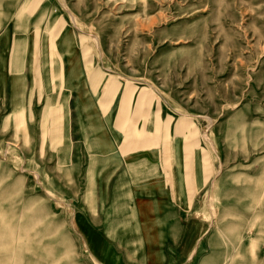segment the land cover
I'll use <instances>...</instances> for the list:
<instances>
[{
  "label": "rangeland",
  "instance_id": "rangeland-1",
  "mask_svg": "<svg viewBox=\"0 0 264 264\" xmlns=\"http://www.w3.org/2000/svg\"><path fill=\"white\" fill-rule=\"evenodd\" d=\"M0 264H264V0H0Z\"/></svg>",
  "mask_w": 264,
  "mask_h": 264
},
{
  "label": "crops",
  "instance_id": "crops-1",
  "mask_svg": "<svg viewBox=\"0 0 264 264\" xmlns=\"http://www.w3.org/2000/svg\"><path fill=\"white\" fill-rule=\"evenodd\" d=\"M94 69H96V68H94ZM88 78L90 79L91 89L92 88H98V93L101 94L100 93V90H101V88L102 89L104 88L105 82H106V81L103 82L101 73L98 72V71H92V74L90 73L89 76H88ZM101 96L102 95H99V98H100L99 100H101ZM112 110H113V108H112ZM115 110H116V112L118 111V109H115ZM109 115L110 116H114L115 114L112 115V114H108L106 112L105 113V118L108 119ZM120 149L121 148H119V144L118 143H117L116 147L114 146V144H109V148L108 149H104V151L107 154H109V153H115L116 155H119L121 157L123 155H122V152H121Z\"/></svg>",
  "mask_w": 264,
  "mask_h": 264
}]
</instances>
